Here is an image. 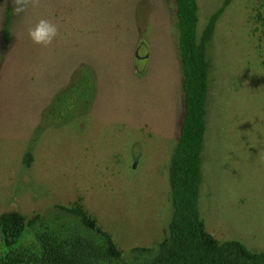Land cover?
I'll return each instance as SVG.
<instances>
[{
  "label": "rangeland",
  "instance_id": "374dc122",
  "mask_svg": "<svg viewBox=\"0 0 264 264\" xmlns=\"http://www.w3.org/2000/svg\"><path fill=\"white\" fill-rule=\"evenodd\" d=\"M225 1L197 0L199 36ZM40 19L59 30L48 47L28 35ZM178 38L175 0H41L22 16L0 0V215L80 201L124 254L158 247L183 119ZM209 57L201 218L264 251V0L229 3ZM80 83L92 104H66Z\"/></svg>",
  "mask_w": 264,
  "mask_h": 264
},
{
  "label": "trees",
  "instance_id": "16d2710c",
  "mask_svg": "<svg viewBox=\"0 0 264 264\" xmlns=\"http://www.w3.org/2000/svg\"><path fill=\"white\" fill-rule=\"evenodd\" d=\"M231 1L212 14L199 36L197 0H175L184 106L170 164L172 217L159 246H137L124 254L112 235L76 201L32 218L18 211L2 213L0 264H264V251H251L236 240L219 241L207 230L200 212L212 69L209 49L217 21ZM78 89L74 94L72 85L62 92L65 103L71 97L91 105L88 85L80 83ZM31 161L29 154L27 163Z\"/></svg>",
  "mask_w": 264,
  "mask_h": 264
},
{
  "label": "clouds",
  "instance_id": "9594fccd",
  "mask_svg": "<svg viewBox=\"0 0 264 264\" xmlns=\"http://www.w3.org/2000/svg\"><path fill=\"white\" fill-rule=\"evenodd\" d=\"M16 15H24L29 8H38L41 0H12ZM58 27L46 19H40L34 27L28 29L32 42L43 47L50 46L58 35Z\"/></svg>",
  "mask_w": 264,
  "mask_h": 264
}]
</instances>
